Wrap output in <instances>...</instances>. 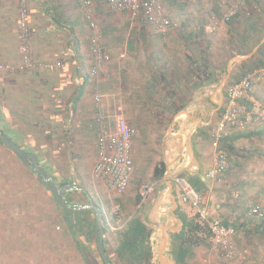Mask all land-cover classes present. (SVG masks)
Segmentation results:
<instances>
[{
	"label": "crops",
	"instance_id": "1",
	"mask_svg": "<svg viewBox=\"0 0 264 264\" xmlns=\"http://www.w3.org/2000/svg\"><path fill=\"white\" fill-rule=\"evenodd\" d=\"M85 1L90 3L98 43L109 61L102 62L97 75L92 73V36L81 0H27L34 68L0 72V128L12 143L35 155L39 167L57 187L66 181L81 185L82 178L92 176L99 118L112 127L113 116L121 114L131 127L148 131V146L157 141L149 177L159 163L163 174L148 199H139L128 216L107 226L105 239L110 243L115 231H123L137 213L150 229L151 264H191L190 258L199 248L190 249L186 256L180 248L186 220L193 211L180 203L172 179H191L196 190L206 194L209 216L218 214L215 183L206 180L215 149L203 145L204 136L212 140L233 63L243 60L232 61L223 77L212 83L195 85L199 77L188 67L190 41L182 34L203 30V39H211L217 26L210 23L200 28L194 22L203 11L178 10V6L170 5L168 10L163 8L171 26L162 32L150 20L145 27L131 25L127 12L111 11L105 0ZM161 1L166 5L172 2ZM18 11L19 0H0V64H20ZM204 12V17L212 14ZM188 14L190 24L181 25ZM50 60L61 63V67H43ZM165 92L173 95V105L154 102L160 95L165 100ZM168 114L173 116L166 120ZM158 117L159 123L155 120ZM246 128L227 129L228 136L236 138L232 142L235 147L247 141L250 132ZM90 145L95 158L88 167L84 147ZM238 171L239 176L242 171ZM120 197L114 199L119 208Z\"/></svg>",
	"mask_w": 264,
	"mask_h": 264
},
{
	"label": "trees",
	"instance_id": "2",
	"mask_svg": "<svg viewBox=\"0 0 264 264\" xmlns=\"http://www.w3.org/2000/svg\"><path fill=\"white\" fill-rule=\"evenodd\" d=\"M155 1L158 2V0ZM190 1L172 0L167 4L173 7L178 6L176 9L182 10L189 6ZM228 12L229 15L227 11H222L221 14L217 10L212 11L215 15L214 18H217L218 21L217 28H220L221 31L217 41H213L211 36V39L204 40L203 30L199 34H182V37L190 41L188 49L190 53L187 55L188 67L190 72L199 77V82H195V85H204L219 79L226 73L228 61L235 56L250 54L248 59L235 62L231 76L227 80L228 86L240 81L248 72L264 71V0H240L237 4H231ZM223 15L226 19L223 18ZM189 16L190 14L185 17L181 25L190 24ZM203 18L194 21L196 26L202 28L203 25L208 24ZM136 20L140 21L143 27L148 25V19L143 12L138 15ZM168 20L171 26V21L169 18ZM206 36L208 35L206 34ZM214 45H216V49H213ZM256 46L257 49L252 53ZM262 77L264 79V75ZM165 94H167L165 100L160 95L154 97V102H159V105H173L171 92H165ZM241 103L242 106L245 104L249 108L255 105V102H248V100H243ZM221 114L222 108L218 111L219 118ZM172 116V114L166 115V120ZM257 116L253 113L252 119L256 120ZM160 119L158 117L155 120L159 123L161 122ZM231 129L235 128L228 130ZM226 131L219 141V148L223 151L227 169L222 177L221 189L218 192L214 190V201L220 208L218 214H213L214 218L219 219L226 226H231L235 233L243 235V238L249 236L264 237V216L260 217L261 219L253 217L249 212V206L248 211H239L238 213L236 207L231 205L228 215L220 213L221 207H226L235 201L232 197L234 192L248 196L245 188L248 186L251 188L249 184L243 181L244 179L233 181V183L235 182L233 186H228L229 181L224 180L237 177L239 169L242 173L246 172L247 169L244 170V167L249 163L248 158L253 155L244 146L235 147L232 144L234 139L236 140L235 136H228ZM1 132L3 133L2 130ZM263 134V128L250 132L247 141L252 143L255 138L261 137ZM238 138H241V135ZM161 165V163L155 165L152 176L154 181L160 179L163 174V169H160ZM261 178H264V175ZM187 182L191 186L193 185L195 190L198 189L191 179H188ZM253 182L256 185L260 184L255 178ZM67 183V181L61 183L60 186L63 187ZM215 185L217 186V184ZM262 189L263 187H260V190ZM85 190L88 192L87 188ZM76 195L83 196L85 201H88L86 195L80 191L67 193L64 198L68 203L82 204L78 198H75ZM123 195L117 202L122 212L127 214L138 205L140 198L135 197L136 194L132 197ZM94 205L96 206L95 203ZM191 210L193 211V209ZM231 212L235 213V218L240 216L239 219L232 217ZM66 215V211L54 200L53 196L37 182L36 175L24 167L18 158L0 143V264H88L89 261L84 254L85 246L83 247L75 239L76 233L80 234L79 226L76 224V231H72L71 225L64 222ZM219 217H224V219ZM87 221L91 238L95 244L92 232L94 219H87ZM100 222L103 230L105 255L112 264H151L150 229L143 223L139 214L136 213L127 227L119 233L117 245H112L105 239L108 225L103 215H100ZM111 223L116 224V220L112 219ZM186 223L185 232L181 235L180 248L184 256L190 249L193 251L208 243L210 237L208 227L199 221L194 211L187 218ZM66 241H70L72 244L68 251L64 248ZM97 255L103 264L98 253Z\"/></svg>",
	"mask_w": 264,
	"mask_h": 264
},
{
	"label": "built area",
	"instance_id": "3",
	"mask_svg": "<svg viewBox=\"0 0 264 264\" xmlns=\"http://www.w3.org/2000/svg\"><path fill=\"white\" fill-rule=\"evenodd\" d=\"M108 8L113 12H127L130 20L137 19L142 12L147 19L164 32L170 27V22L162 14L160 4L155 0H105ZM85 8V18L88 22L92 36L90 53L92 56L91 71L94 75L102 62H108L109 56L104 53L98 43L99 36L96 31V23L90 3L81 0ZM18 35L20 41V64L18 66L0 64V72L16 71L34 68V59L29 45V25L27 0H19L18 11ZM119 58H124L120 55ZM51 69L61 67V63L47 61L43 67ZM256 72L246 75L240 81L232 84L226 90L225 102L222 106V114L218 124L212 131L213 146L215 148V160L212 167L206 173V180L212 183H220L227 169V163L223 157V151L219 148V141L228 128H243L251 118V112L245 110L242 101L249 99L253 92L254 76ZM264 75V72H263ZM99 101V97H97ZM113 126L110 127L99 118V132L96 138V158L92 167V178L102 187V195L98 200L108 209L111 215L105 214V219H117L118 208L113 201L115 198L126 193L129 182L133 175L132 141L136 131L131 127L124 116H113ZM172 182L177 188L180 203L187 205L196 213L200 222L208 227L209 242L213 250L217 251L223 260H232L237 255L234 244L235 231L231 226L224 225L217 218H210L207 208L206 194L196 191L184 178L175 177ZM152 191L151 186L141 188L140 195L145 199ZM101 195V193H100ZM101 195V196H102ZM106 212V211H105ZM251 214L263 217V207H253Z\"/></svg>",
	"mask_w": 264,
	"mask_h": 264
},
{
	"label": "rangeland",
	"instance_id": "4",
	"mask_svg": "<svg viewBox=\"0 0 264 264\" xmlns=\"http://www.w3.org/2000/svg\"><path fill=\"white\" fill-rule=\"evenodd\" d=\"M239 1L240 0H191L189 2V6L185 9L189 11L191 10V12L193 10L203 11V12H198V14H200V16L202 17H204L205 15L204 11L212 12L213 10H217V12H219L220 14L222 13V11L223 12L227 11V14L229 15L230 13L228 11H229V8L231 7V4L232 5L237 4ZM158 2L161 5L163 13H164L163 8H165V10L167 8L168 10L169 5H166L165 2L163 3L161 0H158ZM214 16L215 15L212 13L211 15L204 17L203 19L206 22H208V24L213 23L212 24L213 26L214 25L217 26L218 21H217V18H214ZM223 18L226 19L225 15H223ZM131 25L138 27V26H142V23L135 19V20H132ZM219 33H221V31L216 28V31H213L210 34V36L213 38V41L218 38ZM213 49H216V45H214ZM256 49H257V46L253 49L252 53ZM249 57H250V54L247 56H235L231 60L228 61L227 65H229L232 61L234 62L235 58H242V60L244 61L248 59ZM233 64H235V62ZM254 72H256V74L254 76L255 84L253 85V92H252V95H250L249 99H246V100H248V102H251V101L255 102L254 103L255 105L249 108L248 105L243 104V107L245 108V110L250 111L251 115L254 113L258 116L256 120H253L251 118V120L244 125L243 129L247 127L246 132H254L257 130H262V128L264 129V104H263L264 102V81L263 80L264 79L262 77L264 71L263 70L252 71V72H248L247 75L254 73ZM226 88L224 87V89ZM124 118L128 123L127 117H124ZM151 125H153V123H151ZM148 127L152 128L150 125ZM134 129L136 131V135L134 136L133 141H132V155H133L132 160H133L134 170H133V175L129 182L125 195L128 194L127 197H130L131 195L133 196L136 194L135 197L137 196L140 199H143L141 195L139 194V192L141 191V188L144 186H151L152 191L145 198L146 200L148 199V197L152 195L154 189L157 186V182H155L152 179V177H149L150 171L153 167V163L155 162L154 160H152L154 159L152 155V151L156 150L157 141H152L150 145L148 146V131H141L139 126L137 127L134 126ZM204 141H205L203 144L204 146H208L209 144L211 147V150L215 149L213 144L211 145L212 143L211 137L204 136ZM240 143H242V146L240 147L244 146L247 149V151L252 152L253 154L251 157L248 158L249 163H247V166L244 167V170L246 169L247 170L246 172L244 171V173H240L241 174L240 176L234 177L233 179L228 178L224 180L229 181V183L227 182L228 186L230 185L233 186V184L235 183V182L233 183V181H237V180L241 181L242 179H244L243 181L249 184L251 188H249V186L246 185L248 187H246L245 190L248 192V196L244 194L241 195V193L234 192L235 194L232 197H234L235 201L232 202V204L229 203L226 207H221L222 210L220 211V213H222L223 215H228V211H230L232 207L231 205H234L236 207V210L238 211V213L239 211L241 212H245V210L248 211L249 207H250L249 212H251V209L253 207H256V206L263 207L264 206V178H261L264 175V134L261 137L255 138L254 142L252 143L248 141H242ZM84 150L86 152L85 159L87 160V166L89 167L95 158L93 146L92 145L85 146ZM245 173L248 175H246ZM254 178L258 179V183L260 182L259 185H256L253 182ZM82 179L84 182L81 185L84 188L88 189V192H89L88 194L91 196V199L96 204V207L98 208L100 212L99 214L103 215V218L107 225H113V223H111V219L108 220L109 222H107L108 218L105 219V214L108 213V216L111 215L112 210L106 207L104 210L103 204H101L100 201L98 200L100 197L104 198V196L102 195V187L93 180L92 176L89 177V179L88 177L82 178ZM209 184H213V183L209 182ZM215 184H217V186L216 185H215L216 187L214 186V190L218 192V190L221 189L220 186L222 185V183L220 182V183H215ZM260 187H263V189L260 190ZM100 193L102 196L100 195ZM176 196H178L177 193H176ZM75 198L76 199L78 198L82 204H86V205L88 204V202L85 201V198L83 196L76 195ZM113 204H114V201H113ZM117 208L119 211V216L117 219H115L116 223L123 220L122 217L128 216L127 214H124L122 212L121 208L119 207ZM85 213H86L87 219L90 220L91 218H93L92 213L90 211L85 212ZM251 215L257 219H261L258 216H255L253 214ZM231 216L235 218V213L231 212ZM239 217H236L235 219H239ZM219 218L224 219V217H219ZM232 221L234 220L232 219ZM121 231L122 230H120L119 232L115 231L114 238L110 239V243L112 245H117V242L119 240L118 239L119 233ZM236 235L234 238V244L237 250V255L231 261L223 260L220 257L219 253L212 249L211 244L208 241V243H206L205 245H203L202 247L198 249V251L196 252L195 256L192 259L191 264H264V237L249 236L247 238H243V235H237V236ZM86 237L87 236L85 235L82 236L81 234L76 233L75 239L77 240L79 244L83 245V247L85 246L84 254L87 258V261H89L88 264H101V261H99L98 255L95 250L96 248H95L93 239L89 240L88 237L87 238ZM71 246L72 244L70 243V241H66L64 248L65 250L68 251L69 248H71ZM225 261H228V262H225Z\"/></svg>",
	"mask_w": 264,
	"mask_h": 264
},
{
	"label": "water",
	"instance_id": "5",
	"mask_svg": "<svg viewBox=\"0 0 264 264\" xmlns=\"http://www.w3.org/2000/svg\"><path fill=\"white\" fill-rule=\"evenodd\" d=\"M242 58H235L234 61L240 60ZM0 143L10 151L14 156L18 158V160L30 171H32L36 175L37 182L44 187V189L50 193L54 200L61 206V208L66 211L67 215L64 217V222L66 224L71 225L72 231L76 230V213L84 210L90 211L92 213V217L94 219L93 226V236L95 239V245L97 253L99 254L103 264H112L105 255L104 245H103V230L100 222V215L97 207L94 205L91 196L82 187L78 182H74L72 185L67 184L64 187H57L54 185L53 180L50 176H48L38 165L36 157L32 153H28L23 151L20 147L12 143L10 139H8L0 130ZM80 191L84 193L88 199V204H80V203H68L65 200V195L70 192ZM80 234L87 235L89 240L91 238V232L89 223L87 220H84L83 230Z\"/></svg>",
	"mask_w": 264,
	"mask_h": 264
},
{
	"label": "flooded vegetation",
	"instance_id": "6",
	"mask_svg": "<svg viewBox=\"0 0 264 264\" xmlns=\"http://www.w3.org/2000/svg\"><path fill=\"white\" fill-rule=\"evenodd\" d=\"M85 212H88V211L81 210V211H79V212L76 213V224L79 226L78 227V231L79 232H81L83 230L84 220H87V216H86V213ZM93 226H94V224H93Z\"/></svg>",
	"mask_w": 264,
	"mask_h": 264
}]
</instances>
